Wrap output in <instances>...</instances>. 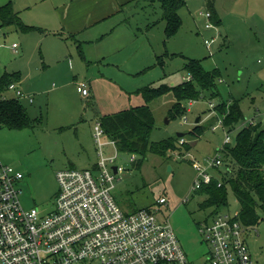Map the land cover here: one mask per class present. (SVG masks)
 <instances>
[{"label":"rangeland","instance_id":"1","mask_svg":"<svg viewBox=\"0 0 264 264\" xmlns=\"http://www.w3.org/2000/svg\"><path fill=\"white\" fill-rule=\"evenodd\" d=\"M185 1L179 10L182 25L168 41L161 0H139L126 7V10L138 12L128 18L130 23H141L140 27L150 38V43L147 41L145 48L140 50L147 65L135 75H124L120 66L94 63L92 70L109 68L115 76L92 80L93 98L77 90L74 75H68V71L67 75L47 80L42 86V82L37 81V70L42 68L41 44L24 38L29 35L21 31L1 28L5 35L0 37V77L5 71L23 70L27 85L38 82V88L31 91L33 101H25L30 116L36 119L34 125L22 129L0 126V157L24 173L25 177L19 183L23 205L28 209L38 207L43 213L50 212L59 189L57 172L68 167L94 169L96 166L99 157L93 130L101 113L118 112L147 103L143 95L146 86L179 85L189 75L185 66L191 59L200 60L206 70L218 68L221 72L218 97L211 98L206 92V97L184 101L182 107L185 110L175 116L171 115L177 101L173 91L148 103L155 118L152 141L185 132L188 133L190 150L171 152L168 157L148 153L140 167L137 164L141 156L134 154L136 160L132 162L128 154H121L118 162L125 166V170L117 175L113 191L125 211L158 208L161 218L170 219L189 261L211 264L208 257L210 246L199 227L212 217L213 208L200 205L205 195L194 189L198 170L191 159L193 156L205 163L206 158L216 156L217 149L224 145L225 131L212 129L223 117L211 106L212 103L238 101L244 115L239 128L250 124L257 116H261L264 125V0H212L222 23L217 24L211 19V28L206 27V19L199 13L210 11L209 1ZM13 42L20 45L17 52L11 48ZM153 50L159 57L163 55L164 64L157 56L152 58ZM165 52L169 53L168 57ZM73 57L72 65L75 60L78 65L85 64L77 51ZM75 74L79 79L87 77L82 72ZM25 86L26 83L22 82V87ZM198 123L204 131L190 134ZM234 142L235 136L231 143ZM219 169L224 172V164ZM208 171L219 175L216 168ZM161 196L167 197V204L157 203ZM227 199L223 211L240 210V204L229 187ZM260 214L264 218V212L260 211ZM247 239L254 259L264 263V219L247 232Z\"/></svg>","mask_w":264,"mask_h":264},{"label":"built area","instance_id":"2","mask_svg":"<svg viewBox=\"0 0 264 264\" xmlns=\"http://www.w3.org/2000/svg\"><path fill=\"white\" fill-rule=\"evenodd\" d=\"M199 13L205 17L206 27H213L212 12ZM206 43L210 45L208 40ZM8 90L16 98L33 101L17 82H11ZM77 90L84 96L90 93L86 81L77 82ZM211 106L216 110L217 104ZM223 118L213 130L226 128ZM93 138L99 157L96 166L59 170L55 206L47 213L23 205L19 183L24 173L0 157V264H192L170 219L161 218L158 208L128 212L119 205L113 191L117 175L125 170L118 162L123 153L99 120ZM232 140L231 132L226 131L224 145ZM219 150L205 163L192 157L198 170L194 189L211 183L214 175L208 170L224 164ZM129 160L134 162L136 156L130 155ZM157 203L167 204L168 199L161 196ZM199 230L210 246L211 264H258L247 239L250 229L239 218V211L222 210L200 224Z\"/></svg>","mask_w":264,"mask_h":264},{"label":"trees","instance_id":"3","mask_svg":"<svg viewBox=\"0 0 264 264\" xmlns=\"http://www.w3.org/2000/svg\"><path fill=\"white\" fill-rule=\"evenodd\" d=\"M185 4V0H161L163 19L166 22V39L178 33L182 25L179 10ZM209 6L213 10L211 3ZM0 19L3 26L21 25L12 2L0 7ZM22 29H24L23 26ZM158 60L164 64L163 56H160ZM185 69L190 79L173 87L165 84L158 87L146 86L143 89V95L147 103L118 112L102 114L98 118L106 135L116 140L121 152L141 156L142 159L139 160L137 167L141 166L148 153L168 157L171 152L182 153L191 148L186 137L188 133L181 137L175 135L160 141H152L155 118L149 102L166 92L173 91L177 101L171 115L175 116L185 110L182 107L184 101L197 100L204 97L206 92H209L211 98L220 95L218 81L221 72L218 68L206 70L200 60L191 59L186 63ZM14 78V74L4 75L0 90L3 91ZM215 108L222 116L224 115V126L229 130L235 129L244 117L239 102L236 100L232 103L222 100ZM35 121L36 119L30 116L27 106L21 99L0 97V126L22 129L32 127ZM202 131H204L202 126L197 124L190 134H198ZM182 138L185 139L183 143L180 142ZM219 151L224 159L225 171L222 172L220 167L217 168L219 175L215 174L211 183L196 189L205 195L200 205L203 208L212 207L213 215L222 211L228 204L229 187L240 204L239 218L249 229H252L264 219L260 214V211L264 212V125L259 122L243 126L237 132L235 142L225 144Z\"/></svg>","mask_w":264,"mask_h":264},{"label":"crops","instance_id":"4","mask_svg":"<svg viewBox=\"0 0 264 264\" xmlns=\"http://www.w3.org/2000/svg\"><path fill=\"white\" fill-rule=\"evenodd\" d=\"M136 1L139 0H0V7L12 2L21 22V25L10 24L3 26L0 19V28L8 27L21 31L25 35H29L24 36V38L34 39L41 44L42 68L37 70L39 73L37 81L42 82V86L47 80L67 75L68 71V75H74L76 85L79 81L88 83L90 92L88 97L93 98L94 90L91 81L115 76L109 68L92 70L91 67L94 63L120 66L123 68L124 75H135L143 70L142 66L145 68L147 65V59L140 54V50L145 48L146 42L150 38L148 39L146 32L140 27L141 23L138 25L131 24L128 19L138 12L134 9L126 10V7ZM208 1L209 4L213 5V10L210 8V11L214 17L212 16L213 18L211 19H215L217 24H221L222 19L217 15L213 1ZM162 20L164 21L163 27L165 31L166 22L163 17ZM22 26L24 29H22ZM3 35L0 37H3ZM166 40L168 41L169 39ZM148 42L150 43V41ZM13 43L11 48L14 52H17L20 45L18 44V48L15 50ZM74 51L79 53L85 64L79 63L78 65L76 60L73 61V65L71 64L74 59ZM153 52L152 58L153 56L159 58L154 50ZM166 53L164 55L168 57L169 53ZM79 71L87 77L79 79L78 75L75 74L76 72L81 74ZM6 74H14L15 78L12 82H17L21 87L22 82H25L26 88L22 87V89L29 97H32L31 91L38 88V82L27 85V75L23 70L5 71L0 77V83L2 77ZM186 79H190L189 75ZM52 85L55 86L54 83ZM0 92L1 95L6 96L5 99L16 98L15 92L8 90V85ZM21 100L26 103L27 98ZM259 122L262 123L261 116L254 117L250 124ZM244 126L246 125L244 124ZM242 127L239 128L237 126L233 130L222 129L225 133L229 130L233 136H236ZM95 149L97 152L96 144ZM130 155L132 154H128V156ZM255 261L258 264H263L258 260Z\"/></svg>","mask_w":264,"mask_h":264},{"label":"water","instance_id":"5","mask_svg":"<svg viewBox=\"0 0 264 264\" xmlns=\"http://www.w3.org/2000/svg\"><path fill=\"white\" fill-rule=\"evenodd\" d=\"M197 121H198V120H197ZM177 135L181 137V136L185 135V132H179ZM116 169H117V168L114 167V170H115V171H116Z\"/></svg>","mask_w":264,"mask_h":264}]
</instances>
